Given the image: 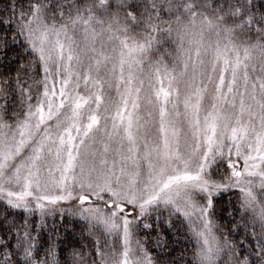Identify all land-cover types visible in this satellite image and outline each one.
I'll return each mask as SVG.
<instances>
[{
	"label": "snow or ice",
	"instance_id": "6c2138e0",
	"mask_svg": "<svg viewBox=\"0 0 264 264\" xmlns=\"http://www.w3.org/2000/svg\"><path fill=\"white\" fill-rule=\"evenodd\" d=\"M0 264H264V0H0Z\"/></svg>",
	"mask_w": 264,
	"mask_h": 264
}]
</instances>
